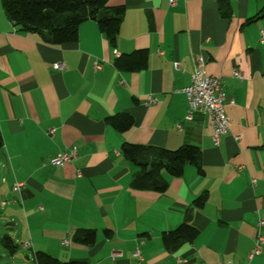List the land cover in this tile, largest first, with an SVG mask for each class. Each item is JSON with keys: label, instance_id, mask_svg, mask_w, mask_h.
Here are the masks:
<instances>
[{"label": "crops", "instance_id": "obj_1", "mask_svg": "<svg viewBox=\"0 0 264 264\" xmlns=\"http://www.w3.org/2000/svg\"><path fill=\"white\" fill-rule=\"evenodd\" d=\"M227 1L229 17L220 14L219 0H108L124 6L113 45L87 20L76 41L55 46L18 30L0 0V196L10 198L12 184L24 182L20 201L0 209L19 214L29 237L12 256L25 255L24 264H35L36 251L60 261L137 264L138 248L139 264H264V244L247 258L257 232L264 235V224L256 225L264 219V15L246 22L264 0ZM138 49L148 51L144 68L114 65L115 57ZM198 59L226 96L229 129L217 145L206 113L184 119L181 89ZM56 63L65 67L55 69ZM120 112L133 119L125 132L105 121ZM123 142L195 145L202 172L188 164L180 177L167 178L163 192L133 189L135 167L121 153ZM72 145L78 148L74 160L48 163ZM201 193L206 200L196 206ZM184 221L197 235L165 248L161 233ZM9 224L14 230L16 222ZM77 228L94 229V243H75ZM4 235L0 231V244ZM112 251L119 252L113 259Z\"/></svg>", "mask_w": 264, "mask_h": 264}, {"label": "trees", "instance_id": "obj_2", "mask_svg": "<svg viewBox=\"0 0 264 264\" xmlns=\"http://www.w3.org/2000/svg\"><path fill=\"white\" fill-rule=\"evenodd\" d=\"M6 17L18 27V30L31 33L39 40L50 45L74 42L78 37L79 26L87 20H94L99 31L113 45L118 35L124 15V6H110L108 0H1ZM218 10L223 17L230 16L227 0H219ZM264 15V7L246 22ZM148 60L146 49L134 50L114 58V65L125 71L144 68ZM108 125L119 132L127 131L133 124L128 113H116L105 118ZM3 139L0 134V149ZM122 155L135 167L130 185L136 190L163 192L168 184V177H180L186 165H193L198 172L201 169L200 149L191 144H184L175 149H168L152 144L123 142ZM206 200V193L194 199L196 206ZM106 235L111 232L106 228ZM197 229L188 222H182L175 228L163 231L161 241L165 248L175 249L184 241H190L197 235ZM75 243L90 245L96 240V231L91 228H77L72 233ZM1 245L13 253L16 244L8 235L1 239ZM36 264H84L81 261H60L45 252L36 251Z\"/></svg>", "mask_w": 264, "mask_h": 264}, {"label": "built area", "instance_id": "obj_3", "mask_svg": "<svg viewBox=\"0 0 264 264\" xmlns=\"http://www.w3.org/2000/svg\"><path fill=\"white\" fill-rule=\"evenodd\" d=\"M178 0H168L169 5H175ZM264 39V30L260 31V41ZM114 55H117L114 52ZM174 67L178 68V62H174ZM63 63L54 64L55 69L64 68ZM93 67L95 70L101 68V64L99 62H94ZM233 76L238 79H242L243 75L239 70L233 71ZM190 81L188 85L183 87L181 91L184 93L186 97V114L184 116L185 120H190L192 117V113L195 111H201L207 114L208 120L211 126V139L215 145H217L221 139V137L228 132L229 129V118L225 113V103L226 96L221 88V81L218 77L208 75L204 68L203 63L200 59H198V63L190 73ZM154 99L149 97L148 102H153ZM232 103V100L229 101ZM177 128H180V125L177 124ZM53 129L49 130V133H52ZM238 139V137H236ZM78 148L76 145L69 146L68 148L59 151L53 157L49 159V164L59 166L64 163L71 162L77 156ZM256 180L254 178L251 179L250 185L254 186ZM24 186V182H14L11 187V191L13 196L10 198H5L0 196V208L5 207L6 205L12 204L20 201V191ZM264 224V219L259 218L257 220L258 229ZM66 242V240H64ZM264 244V235L258 231L253 239L252 247L250 248L247 258L251 259L253 256L258 255L262 251V246ZM29 242L23 243L24 247H28ZM119 252L112 251L110 253V258L113 259ZM134 256L138 260V263L142 260V256L140 250L138 248L134 251ZM36 264V263H35ZM219 264H233L232 262H220Z\"/></svg>", "mask_w": 264, "mask_h": 264}, {"label": "rangeland", "instance_id": "obj_4", "mask_svg": "<svg viewBox=\"0 0 264 264\" xmlns=\"http://www.w3.org/2000/svg\"><path fill=\"white\" fill-rule=\"evenodd\" d=\"M0 176H1V171H0ZM9 215H11L14 218V221L16 222V225L14 227V230H9L12 226H10V222H13V220L9 219ZM8 223V225H7ZM8 230H6V229ZM0 231L3 233H6L8 235L10 234H16L19 239L20 242L15 241L14 243L19 245L23 242V239L25 237L29 238L27 235V226H26V222L22 219V217L19 214H10L9 213V209L6 208L5 210H1L0 209ZM0 248L2 249L3 246L0 244ZM4 249V250H3ZM2 249V256L0 258V264H24L26 261L24 259L25 255H21V254H16L14 256H12V254H10V252H8V250L6 248ZM30 255V254H29ZM28 261V260H27ZM30 262V261H28ZM27 262V263H28Z\"/></svg>", "mask_w": 264, "mask_h": 264}]
</instances>
